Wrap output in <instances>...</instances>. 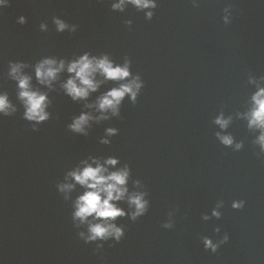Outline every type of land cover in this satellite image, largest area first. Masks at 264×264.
Segmentation results:
<instances>
[{"label":"water","instance_id":"water-1","mask_svg":"<svg viewBox=\"0 0 264 264\" xmlns=\"http://www.w3.org/2000/svg\"><path fill=\"white\" fill-rule=\"evenodd\" d=\"M114 2L0 5V91H8L18 109L0 114V264H264V152L257 143L261 130L250 128L246 116L252 95L264 88V0H155V8L128 3L123 11H114ZM54 16L69 29L58 32ZM85 52L106 54L115 65L129 61L130 76L104 81L86 100L73 101L60 86L69 78L66 70L49 89L33 67L23 69L51 101L49 118L33 131L6 75L8 62H68ZM136 76L142 87L135 103L126 94L118 115L109 111V119L90 121L87 136L69 131L82 112L100 115L86 105ZM108 128L118 133L107 136ZM217 133L231 136L232 145ZM104 137L110 143H100ZM89 156L118 158L112 170L127 165L129 193L145 192L149 202L135 221L130 214L118 217L124 237L102 242L99 251L78 237L87 226L77 228L71 216L84 189L61 193L57 187L71 182L67 172ZM236 200L244 207L234 208ZM117 205L134 210L126 199ZM169 220L173 228H163ZM224 233L227 243L215 253L205 250L202 237L216 242Z\"/></svg>","mask_w":264,"mask_h":264},{"label":"clouds","instance_id":"clouds-1","mask_svg":"<svg viewBox=\"0 0 264 264\" xmlns=\"http://www.w3.org/2000/svg\"><path fill=\"white\" fill-rule=\"evenodd\" d=\"M128 3L133 4L138 9L155 8L157 5L155 0H118L111 4V8L123 11ZM5 0H0V5H4ZM153 13L148 12L146 16L151 19ZM53 22L56 25L58 32H63L69 29V25L61 18L54 16ZM19 23H25L26 20L21 16ZM228 18L225 17V23ZM131 25V21H126ZM40 28L43 30L46 25L41 23ZM76 26H71V31H75ZM129 61H126L123 66L115 65L108 55L101 57L91 56L88 52L83 53L76 59L66 62L64 59L59 61L53 57H45L39 60L35 65H28L23 61H9L7 77L15 82L17 89L16 98L23 105L24 111L22 118L32 125V130L37 131L36 125L44 122L49 118V113L46 111L51 101L48 99L47 92L41 91L39 88H33L32 76L23 71L27 67H33L37 82L51 89L53 82L58 79V74L62 71H67L70 75L66 82L60 86L65 94L70 96L73 101L86 100L91 92L97 91L100 85L107 80L123 81L130 76ZM100 75L104 80H97V75ZM142 84L140 77L136 76L128 83H122L119 87L111 88L102 96H100L95 105H86V107H95L100 113L98 116H93L91 113L82 112L79 116L73 117L70 124L67 125L69 131L88 135L87 127L90 126V121H101L109 119L106 115L111 111L112 115H118L119 105L121 104L126 94L131 95L133 103L136 101L137 93ZM252 107L246 114L249 121V127L259 128L261 134L257 139L262 152H264V88H259L252 97ZM18 111L15 104L9 99L8 91H0V114L4 117L13 116ZM216 123L220 124L221 128L227 126L228 121L223 118H218ZM107 136L116 135L118 130L115 128L106 129ZM220 140L225 145H232L233 139L231 136H220ZM100 143L108 144L110 141L104 137L100 139ZM242 144H237L239 149ZM118 164V158L109 156L100 158L89 156L83 159L72 170L65 175V180L71 181L68 183L58 184V190L61 193L71 192L79 185L83 188V192L79 194L73 203V211L71 213L72 220L76 223V227L81 225L87 226V234L80 231L77 235L84 241L85 244L95 243L96 250L103 248L102 242L109 240L120 242L124 237V229L118 227L115 223L118 217L129 215L135 221L138 217L144 215L148 210L149 202L145 199L147 193L132 192L129 193L127 183L130 176V169L127 165L122 168L112 170ZM137 185L140 181L135 182ZM65 199H69L65 195ZM127 200L129 208L134 209L130 213H126L122 208L118 207L117 202ZM222 202L218 204V207ZM245 201H233L234 208H243ZM213 216L218 219L221 213L213 209ZM91 218V219H89ZM207 220V215L203 216ZM174 224L171 220L162 224L165 229L173 228ZM216 232L220 228L215 229ZM229 236L224 233L222 239L213 242L210 237H202V243L205 250H211L215 253L222 244L227 243Z\"/></svg>","mask_w":264,"mask_h":264}]
</instances>
